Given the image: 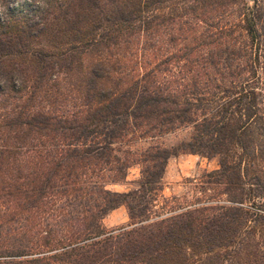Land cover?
Instances as JSON below:
<instances>
[{"label": "trees", "instance_id": "trees-1", "mask_svg": "<svg viewBox=\"0 0 264 264\" xmlns=\"http://www.w3.org/2000/svg\"><path fill=\"white\" fill-rule=\"evenodd\" d=\"M181 153L218 159L185 202ZM0 264H264V4L0 0Z\"/></svg>", "mask_w": 264, "mask_h": 264}, {"label": "rangeland", "instance_id": "rangeland-1", "mask_svg": "<svg viewBox=\"0 0 264 264\" xmlns=\"http://www.w3.org/2000/svg\"><path fill=\"white\" fill-rule=\"evenodd\" d=\"M264 4V0H259ZM252 0H249V4ZM191 133L189 127L179 128L173 132L163 135H158L152 138L134 140L129 144L134 152H140L150 146H161L173 148L183 140H188ZM218 168L217 157L207 158L198 154H178L169 158L162 179L161 194L167 198L176 196L183 198L182 201H189L194 196L195 184L201 179V176ZM139 165L131 166L127 171V177L124 182L109 185L108 188L117 191H126L134 188L137 185V180L140 178ZM106 230H113L120 227L129 226L130 220L127 215V210L124 206L111 212L102 220Z\"/></svg>", "mask_w": 264, "mask_h": 264}, {"label": "crops", "instance_id": "crops-1", "mask_svg": "<svg viewBox=\"0 0 264 264\" xmlns=\"http://www.w3.org/2000/svg\"><path fill=\"white\" fill-rule=\"evenodd\" d=\"M120 207H121V206H120ZM118 208H119V207H118ZM118 208H116V209L112 210L111 212H113V211L117 210ZM111 212H110V213H111ZM110 213H109V214H110ZM109 214H107V215H109ZM107 215H106V216H107ZM106 216H105V217H106ZM105 217H104V218H105Z\"/></svg>", "mask_w": 264, "mask_h": 264}]
</instances>
